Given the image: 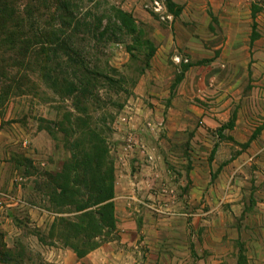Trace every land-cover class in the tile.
<instances>
[{
	"label": "rangeland",
	"instance_id": "374dc122",
	"mask_svg": "<svg viewBox=\"0 0 264 264\" xmlns=\"http://www.w3.org/2000/svg\"><path fill=\"white\" fill-rule=\"evenodd\" d=\"M8 1L14 9L0 15V258L79 264L76 252L52 231L61 218L76 216L70 213L74 205L54 196L60 190L52 182L74 155L105 149L114 187L119 171L133 172L139 156L165 167L161 184H148L152 195L114 194L117 230L101 245L114 253L99 254L90 264H131L120 241L135 234L151 243L161 239L183 259L180 264H197L198 242L228 244L230 264H264V144L242 173L244 212L238 219L230 206L175 194L187 188L196 166L200 176L209 175L223 132L240 116L250 118L256 134L264 128V71L252 67L264 32V0H227L229 6L219 8L202 0L197 17L191 0ZM183 4L191 14L181 17ZM108 9L131 14L135 27L102 35L108 20L99 28L98 18ZM229 33L235 38L229 40ZM226 41L237 45L232 53L229 44L224 49ZM188 71L185 83L173 87ZM130 129L144 146L125 154ZM147 132L156 136L157 151H148ZM230 150L234 155L240 149L233 144ZM203 205L214 212L207 225L200 222L205 215L198 216L204 226L198 234L195 223L186 221ZM133 255L136 264H158L146 243Z\"/></svg>",
	"mask_w": 264,
	"mask_h": 264
},
{
	"label": "crops",
	"instance_id": "0c3cea01",
	"mask_svg": "<svg viewBox=\"0 0 264 264\" xmlns=\"http://www.w3.org/2000/svg\"><path fill=\"white\" fill-rule=\"evenodd\" d=\"M193 2H195L193 4ZM212 4L215 7H228L227 0H211ZM183 3V2H182ZM202 0H191V6L194 16L197 17L196 14L198 13V8L202 7L201 5ZM189 6L184 5L181 10V17L185 14H191V9ZM225 9V8H224ZM193 15V14H192ZM238 17V14L234 16L233 18ZM209 18H211L209 16ZM175 24H177V21H175ZM179 28V26L177 25ZM229 40H232L235 38V34L229 33L228 36ZM182 37H179L176 35V40H181ZM170 39V38H169ZM260 44L255 49V61L252 63V67L255 71H264V32L262 33V36L259 37ZM258 41V42H259ZM182 43L190 46L186 41H183ZM227 46H224V49L228 48L229 44V50L232 53V50L236 48V44L232 43L231 41H226ZM178 45L181 46V42L178 41ZM244 49H249L248 46H245ZM214 63V62H213ZM188 76H190L189 71L186 73L185 77L181 80V86L185 83V81L188 79ZM250 118H246L243 116H240L237 120L233 128H226L223 133H225V137L221 143V146L217 151L215 152L214 158L208 163L207 167L209 168V175H204L203 177L199 175V166H196L195 169H193L192 174L190 175V180H188V186L185 190H180L178 192L176 190L175 194L181 193L184 194L183 196L186 198H189L190 200H196V199H202L205 197L209 203H219L221 208L229 207L233 208L235 211L230 213L233 215L234 219H238V217L244 212L242 205L240 203V199L242 198L243 194V186H245L246 178L244 177V172L247 166V161H254L257 160V152L261 150V145L264 144V128L260 131L259 134H256L254 138H252V135L254 131L252 130L253 126L250 124ZM148 122H145L144 125L147 126ZM184 129V128H183ZM202 130L201 128L198 129V131ZM146 132V130H145ZM156 137V136H155ZM155 137L151 138L149 133L144 134V138L147 144V149L150 151V149H155L157 151L156 145L153 144V139ZM249 142L248 145H245V143ZM235 144L236 147H239V152L233 154H230V148L231 145ZM244 144V146H243ZM243 146V147H242ZM222 148V149H221ZM259 149V150H258ZM146 160V161H144ZM136 163H139L137 165V168L133 170L130 174L124 173L122 171H119V174L117 176V181L115 185V195L116 199L120 196H124L125 191L128 192L126 194V197L128 198H135L136 195L140 194L141 191L144 195L148 193V195H152L153 191H150L148 189V184L156 183L157 185L161 184L159 177V172L161 169H164L165 165L158 161L157 159L155 162L152 160L144 159L143 156H139V159H137ZM215 172L218 168L219 171L215 175H211L212 169ZM166 169V168H165ZM144 173H147L148 176H144ZM161 173V172H160ZM243 173V174H242ZM181 183L183 185V179L181 180ZM127 185V188H126ZM140 187H143L142 190H139ZM185 191V192H184ZM154 196V195H153ZM152 197V196H151ZM197 212H195L194 215H192V218H187V225L190 223H195V232L200 233L201 230H203L204 226H199V223L203 221V225H207L211 217L213 216L214 208L210 206L203 205L202 208H197ZM200 215H205V217H202L199 221ZM231 215V216H232ZM187 225L185 226V229L187 231ZM136 227V226H135ZM138 227V226H137ZM201 228V229H200ZM194 232V234H196ZM145 240H138L136 238V234L133 235L130 239L122 240L121 246L124 248L126 247L128 249L129 256H131V259H129L131 264H136V259L134 258L133 253L136 252V249L138 246L142 243H146L147 245V254L152 255L154 254L155 257L153 258L155 263L158 264H180L179 262H182L183 259L179 260V257L177 255H173L169 253V251L165 248L166 245H163V241L157 240V242H149L148 239ZM222 240V239H220ZM140 241V242H139ZM198 241V240H197ZM139 242V243H138ZM109 245H113L108 243ZM118 245V244H117ZM228 244L224 242H219L216 247L211 246L210 244L207 245H201L199 242L196 245V253L198 254V260L197 264H230L232 261L234 262V259L229 256L228 251ZM209 248V251H213L212 253H203V250L206 248ZM217 248L222 249L221 252L217 250ZM217 252H215L216 250ZM177 250V249H175ZM68 252L70 250H67ZM220 252V253H219ZM111 254L114 253V250H109V246H101L99 248L94 249L93 251L89 252L86 256L80 258L78 256L75 257V260L79 264H90L89 262L96 258L99 254ZM153 255V256H154ZM74 259V258H73Z\"/></svg>",
	"mask_w": 264,
	"mask_h": 264
},
{
	"label": "trees",
	"instance_id": "16d2710c",
	"mask_svg": "<svg viewBox=\"0 0 264 264\" xmlns=\"http://www.w3.org/2000/svg\"><path fill=\"white\" fill-rule=\"evenodd\" d=\"M62 7L69 15L70 9L67 4L64 3ZM13 9L12 1L0 0V15L4 11ZM104 17H107L108 21L100 32L102 35L107 34L108 30L113 32L116 28L131 30V27H135L136 20L122 9H116L115 14L112 13L111 9H108L106 16L102 15L98 18V26L102 24ZM182 79L183 76L178 78L173 87ZM232 123L234 124V120ZM255 136L256 133L254 132L252 138ZM248 144L249 142L245 143V145ZM97 151L100 153L74 155L71 162L63 166L62 171L56 173L52 182L60 190L54 196L74 205V209L70 213L76 214L75 220L61 218L62 221L58 227L52 231L61 237L65 245L70 246L80 258L100 247L103 242L108 241L117 230L113 202L115 194L114 172L105 156L106 150L97 149ZM51 233L53 234V232ZM95 237H100L101 240L96 241ZM0 261H13L16 264H22L20 260L11 256L2 257Z\"/></svg>",
	"mask_w": 264,
	"mask_h": 264
},
{
	"label": "built area",
	"instance_id": "2783aa9c",
	"mask_svg": "<svg viewBox=\"0 0 264 264\" xmlns=\"http://www.w3.org/2000/svg\"><path fill=\"white\" fill-rule=\"evenodd\" d=\"M140 145L144 146L140 133L135 129L128 130L123 144L124 153L128 154Z\"/></svg>",
	"mask_w": 264,
	"mask_h": 264
}]
</instances>
